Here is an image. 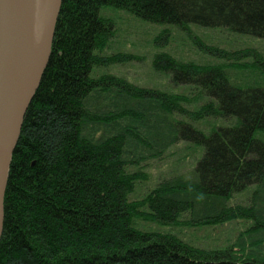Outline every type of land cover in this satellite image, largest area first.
I'll use <instances>...</instances> for the list:
<instances>
[{
    "label": "trees",
    "instance_id": "obj_1",
    "mask_svg": "<svg viewBox=\"0 0 264 264\" xmlns=\"http://www.w3.org/2000/svg\"><path fill=\"white\" fill-rule=\"evenodd\" d=\"M108 6L149 23L264 39V0H61L9 166L0 264H264V87L232 82L231 69L246 63L197 64L165 51L154 54V70L188 86L189 96L108 70L91 76L137 59L103 54L116 33L101 12ZM182 141L200 159L186 173L147 178L139 194V166L170 158L177 167L181 150L164 157ZM140 219L223 234L205 246L140 230Z\"/></svg>",
    "mask_w": 264,
    "mask_h": 264
},
{
    "label": "rangeland",
    "instance_id": "obj_2",
    "mask_svg": "<svg viewBox=\"0 0 264 264\" xmlns=\"http://www.w3.org/2000/svg\"><path fill=\"white\" fill-rule=\"evenodd\" d=\"M101 12L104 16L111 19L116 29L114 38L111 39L104 49L103 54L130 53L136 56L137 59L124 61L109 69H93L91 76H97L108 70L138 86L162 88L167 91L187 93L189 96L191 92L188 86L174 84L170 80L169 74H161L154 70V54L158 51H165L177 59L190 60L197 64H219L222 62L246 63L248 65L246 68H239V66L231 67L232 82H235V84L242 88L264 87V39L234 33L223 27L210 28L189 24L179 28L149 23L132 16L125 10L109 6L102 8ZM210 48H217L230 53L235 52V54L216 57L210 55L211 53L209 54ZM246 49H253L258 54L245 55ZM198 102L203 101L199 100ZM198 102L196 105L201 104ZM196 105H186L185 107L193 110V107ZM149 119L155 118L150 116ZM186 120L190 121V118L188 117ZM185 142L182 141L181 145L177 148L172 149L170 147L165 152V157L163 156L164 158H168L170 152L174 151L176 153L178 150H181L180 154L174 159L175 161L173 160L176 163L180 161L179 165H176L177 167H170L172 163L170 158L166 161L147 159L145 164L139 166L142 172L140 178L138 177L139 187L137 190L139 194L143 193L145 186L149 184L146 181L147 178L155 181L161 176L169 177L178 173H186L187 165H190L188 162L191 161V163L195 164L200 159L201 154H195L194 145L190 142L187 143L191 146L185 150V147H183V143ZM135 170L137 169L135 168ZM252 192L251 190L249 191V197L252 195ZM238 202H241V199L233 198L232 203ZM242 222V220H239L237 226L242 227ZM231 226L229 225L227 228L231 231V235H234L239 228L233 227L230 229ZM135 227L140 230H157L163 233H173L183 241L194 244L196 243L195 239H197L205 246L213 245L217 240L221 239V235L223 234L220 230L222 227H217L218 231L216 233L211 231L199 232L193 225L182 228L178 225H161L150 219L137 220Z\"/></svg>",
    "mask_w": 264,
    "mask_h": 264
},
{
    "label": "water",
    "instance_id": "obj_3",
    "mask_svg": "<svg viewBox=\"0 0 264 264\" xmlns=\"http://www.w3.org/2000/svg\"><path fill=\"white\" fill-rule=\"evenodd\" d=\"M61 0H46L36 36L33 0H0V238L3 199L24 114L47 66Z\"/></svg>",
    "mask_w": 264,
    "mask_h": 264
},
{
    "label": "bare ground",
    "instance_id": "obj_4",
    "mask_svg": "<svg viewBox=\"0 0 264 264\" xmlns=\"http://www.w3.org/2000/svg\"><path fill=\"white\" fill-rule=\"evenodd\" d=\"M46 0H33V33L36 36Z\"/></svg>",
    "mask_w": 264,
    "mask_h": 264
}]
</instances>
